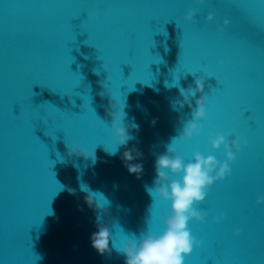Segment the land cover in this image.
<instances>
[{"label":"water","instance_id":"obj_1","mask_svg":"<svg viewBox=\"0 0 264 264\" xmlns=\"http://www.w3.org/2000/svg\"><path fill=\"white\" fill-rule=\"evenodd\" d=\"M189 8L194 22L184 20ZM199 77L205 115L199 135L175 144L183 160L194 151L225 160L210 133L247 143L194 205L205 218L187 227L201 244L184 264H264V203L256 202L264 195V0H0V264H125L114 249L102 256L91 247L97 212L82 183L111 202L99 212L109 248L126 235L159 234L170 201L146 186L191 118L187 105L173 107L182 97L166 82L194 87ZM111 97L139 126L127 147L143 153L140 179L123 166L124 147L104 151L113 144ZM65 141L95 148L97 162L73 155L62 163Z\"/></svg>","mask_w":264,"mask_h":264},{"label":"clouds","instance_id":"obj_2","mask_svg":"<svg viewBox=\"0 0 264 264\" xmlns=\"http://www.w3.org/2000/svg\"><path fill=\"white\" fill-rule=\"evenodd\" d=\"M202 3L203 0H197ZM195 9L189 8L184 16L185 21L194 22ZM207 20L212 19L209 13ZM228 20L223 21L227 26ZM223 30L222 28L220 29ZM194 87H183L179 81L171 84L166 82V87H177L182 99L173 102V107L177 105L183 107L187 105L191 109V118L187 119L178 134L171 139L166 146V152L159 154L155 159V177L153 186L147 187L146 191L153 196L161 197L165 201H170V214L163 217L164 228L159 234H152L146 230L139 237L136 235H126L122 244L117 245L112 240V248H109V240L112 239L108 226L100 219L99 212L105 211L110 205V201L103 193L93 191L87 184H81L80 190L86 193L84 200L89 208L97 212V230L89 237L91 247L99 255H111L114 249L118 255L125 258V264H184V257L191 253L193 245L200 246L201 241L196 239L187 227L189 220L195 219L203 222L205 214L197 210L194 205L203 201L207 195L208 189L218 179H223L231 173L229 163L235 160V152L240 151V146L247 141L243 136H236L231 140L226 137L232 135L231 131L223 134L216 132L209 134V142L212 148H219L221 144L224 147L225 160L218 161L214 156L202 155L199 151L192 153V159L185 162L181 154L177 151L175 144L183 142L193 135H199L201 125L197 123L205 115V87L206 81L203 77L194 80ZM199 93V96L197 95ZM104 95V93H101ZM192 98H195V107L192 105ZM110 107L115 111L107 113L111 120L107 123L112 133V146L104 149L107 155H116L117 151L124 147L120 159L123 166L130 175H135L140 179L143 173V153L135 146L127 147L130 141L136 139L131 134L132 129H138L139 126L133 121L126 122L127 113L124 111L125 101L121 106V101L109 99ZM100 123L105 121L98 115ZM156 119L150 121L155 126ZM67 152L61 154L57 152L58 159L63 163L65 156L82 157L84 160H91L93 164L97 162L95 148L89 150L79 146L70 145L66 141ZM235 150V152H234ZM181 174L178 180L172 179L169 175ZM70 195H76V190L67 188ZM257 204L264 203V195L258 196ZM223 219V213L214 216L213 220L219 222ZM149 223V218L146 220ZM240 232L239 228L234 231L235 235Z\"/></svg>","mask_w":264,"mask_h":264}]
</instances>
